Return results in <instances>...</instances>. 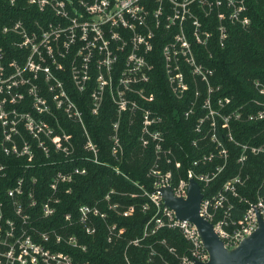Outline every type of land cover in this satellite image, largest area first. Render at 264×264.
Returning a JSON list of instances; mask_svg holds the SVG:
<instances>
[{
	"label": "built area",
	"instance_id": "obj_1",
	"mask_svg": "<svg viewBox=\"0 0 264 264\" xmlns=\"http://www.w3.org/2000/svg\"><path fill=\"white\" fill-rule=\"evenodd\" d=\"M8 1L13 7L25 4L36 13L11 19L1 30L5 38L0 37V264H94L77 261L72 253L57 249L64 243L86 250L75 235L66 236L53 229L41 231L34 222L39 213L43 218L56 213L59 185L72 182L75 175L86 174L85 167L59 171L39 211L37 177L28 178L24 173L13 186L5 184L12 169L21 167L11 158H25V166L30 168L39 153L49 157L52 151L66 156L72 152L71 135L60 123V112L82 124L88 136L85 149L97 156L99 149L85 127L83 111L69 91L68 82L79 92H86L94 82L93 114L100 112L105 97L116 107L111 135L114 156L123 153L120 122L125 113L131 123L140 122L143 147L154 149L156 158L149 170L151 188L140 186L148 198L141 208H153L154 214L145 225L143 237L133 240V244L140 245L142 239L168 228L179 231L188 248L180 253L162 240L172 257L163 264H200L210 259L197 226L180 219L165 203L161 191L171 187L175 197L187 198L191 179L202 189L200 215L213 224L226 248H235L257 229L260 219L264 221V172L254 198L241 196L239 188L246 187L250 179L244 171L249 156L264 157V82L253 81L258 98L233 108L232 97H213L220 89L212 84L215 69L203 63L194 48L200 45L208 50L215 31L224 46L230 23L249 27L252 20L245 0ZM202 16L209 19L203 20ZM4 41L16 48L14 54ZM158 44H162L160 57L172 94L183 100L192 88L195 90L184 116L195 115L198 107L203 111L191 144L196 148L211 145L189 162L185 174L181 173L183 161L168 141L165 116L156 107L152 90ZM201 85L207 87L208 94L199 102ZM233 122L261 124L262 131L254 138L262 137V141H236ZM230 141L242 148L238 160L242 167L212 192L209 188L226 168ZM106 201L109 210L124 216L135 212V205L120 209L111 201L110 193ZM107 215L97 206L80 208V221L87 225L88 233L96 231L91 225L93 217L105 219ZM66 219L70 220L71 214ZM116 231V224L109 225V241L124 229ZM157 253L152 247L150 260Z\"/></svg>",
	"mask_w": 264,
	"mask_h": 264
},
{
	"label": "trees",
	"instance_id": "obj_2",
	"mask_svg": "<svg viewBox=\"0 0 264 264\" xmlns=\"http://www.w3.org/2000/svg\"><path fill=\"white\" fill-rule=\"evenodd\" d=\"M245 1L248 6V15L252 20L249 27L244 28L230 23L229 37L224 46L219 43L216 31L208 50L200 45L194 46L200 60L215 69L212 84L220 89L216 90L213 97L215 99L232 97L233 108H239L245 103L250 104L253 99L258 98L253 81L260 79L264 82V0ZM29 12L36 13L25 4L13 7L8 0H0V37L5 38V35L1 33L4 25L9 24L11 19L25 17ZM212 18H216L215 14ZM202 19L208 20L209 17L202 16ZM4 43L10 53L16 52V48L9 45L8 41ZM161 49L162 44H158L154 51L156 58L152 90L156 94V107L165 116L164 129L167 131L168 141L174 147L178 158L183 161L181 173L185 174L189 162L198 158L202 152L208 151L211 145L196 148L191 144L192 139L196 137L194 127L203 111L198 107L195 115L189 118L184 116V112L195 98V90L192 88L183 100H178L172 94L164 74L160 57ZM210 51L212 54H209ZM93 86L94 82L90 84L89 90L79 92L74 89L72 83L68 82L67 85L82 109L85 127L99 149L98 162L94 160L93 154L85 149L86 136L82 124L60 112V123L71 135L72 152L66 156L52 151L49 157L39 153L36 159L31 161L30 168L25 166L27 164L25 158H11L10 161L13 164L21 165V167L12 169L5 184L9 187L13 186L14 180L24 173H28V178L37 177L35 188L38 200L37 211H39L46 195L50 192V183L59 171L71 170L76 166L85 167L86 174L75 175L72 182L59 185L56 196L60 200L56 213L50 218H43L39 213L37 218L34 217L36 227L41 231L53 229L66 236L75 235L81 244L87 246L86 250L64 243L59 244L57 249L72 253L77 261H89L94 264H163L165 259L172 257L161 244L162 240L165 239L170 246L177 247L180 253L188 248V242L179 231L163 228L155 235L142 239L140 245L132 243L133 240L143 237L145 225L154 214L153 208L148 211L142 210L141 206L148 202V198L140 187L151 188L152 179L149 176V170L156 158L154 149L152 146L143 147L140 142V122L131 123L128 114L125 113L120 122L123 153L118 157L112 154L111 135L113 123L117 119V110L111 99L106 97L100 112L93 114L91 99ZM207 91V87L201 85L202 95L199 102L207 96ZM261 131L259 123H232L233 135L236 141L241 143L261 142L262 137L254 138ZM220 137L223 138V134H220ZM227 146L229 148L228 162L224 172L209 188L212 192L220 189L222 184L236 175L242 167L238 161L242 151L241 146L231 141L227 143ZM263 161V156L253 154L249 156L244 171L250 175V179L246 187L239 188L241 196L255 197L262 181ZM109 193L111 201L118 203L120 209L135 205V212L130 216H124L109 210L106 201ZM83 205H95L108 214L105 219L99 216L92 218L91 225L96 228L94 233H88L87 225L80 221V208ZM67 214H71L70 220L66 219ZM112 224H116V234L120 229H124V232L109 241V225ZM152 247L158 253L150 260Z\"/></svg>",
	"mask_w": 264,
	"mask_h": 264
},
{
	"label": "water",
	"instance_id": "obj_3",
	"mask_svg": "<svg viewBox=\"0 0 264 264\" xmlns=\"http://www.w3.org/2000/svg\"><path fill=\"white\" fill-rule=\"evenodd\" d=\"M165 203L176 211L180 219L193 222L199 231L210 259L200 264H264V221L238 246L226 248L215 232L213 224L200 215L203 193L200 184L191 179L187 198H177L171 187L161 189Z\"/></svg>",
	"mask_w": 264,
	"mask_h": 264
},
{
	"label": "rangeland",
	"instance_id": "obj_4",
	"mask_svg": "<svg viewBox=\"0 0 264 264\" xmlns=\"http://www.w3.org/2000/svg\"><path fill=\"white\" fill-rule=\"evenodd\" d=\"M106 98V97H105ZM85 130V129H84ZM85 132V131H84ZM86 138H87V140H88V136H87V134H86ZM93 140V139H92ZM92 153V152H91ZM93 154V156H94V160L96 161V162H98V154H97V156L94 154V153H92ZM90 206V205H89ZM95 206V205H94ZM165 246V245H164ZM165 248L167 249V247L165 246ZM167 251H168V249H167ZM161 257H162V255H160Z\"/></svg>",
	"mask_w": 264,
	"mask_h": 264
}]
</instances>
